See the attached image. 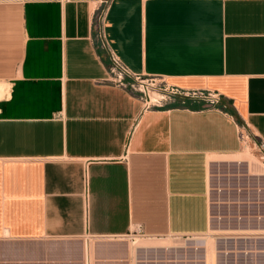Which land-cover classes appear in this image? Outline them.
Returning a JSON list of instances; mask_svg holds the SVG:
<instances>
[{
    "label": "crops",
    "instance_id": "obj_1",
    "mask_svg": "<svg viewBox=\"0 0 264 264\" xmlns=\"http://www.w3.org/2000/svg\"><path fill=\"white\" fill-rule=\"evenodd\" d=\"M95 11L0 0V264H85L84 252L133 264L118 242L130 233L206 235L241 129L264 144V0H114L103 22ZM113 56L220 102L178 95L146 109L108 82ZM84 236L108 242L84 250Z\"/></svg>",
    "mask_w": 264,
    "mask_h": 264
},
{
    "label": "rangeland",
    "instance_id": "obj_2",
    "mask_svg": "<svg viewBox=\"0 0 264 264\" xmlns=\"http://www.w3.org/2000/svg\"><path fill=\"white\" fill-rule=\"evenodd\" d=\"M141 81L150 88H159L167 83L163 78L151 76H141ZM244 141L243 147L246 146V149L243 148L242 153L233 158L237 161L233 163L235 166L224 168L219 174L218 183L213 187L216 194L212 198L210 231L202 236L163 239H151L130 233L118 242L126 245L133 264H155L153 260L157 259L163 261L161 264H177V259L179 264H182L181 260H188L187 264H204L200 262L204 258L209 260L207 264H264V231L253 232L257 227L264 229V146L254 139H248L247 145H244ZM248 189L250 194L254 192L255 215L250 220L254 221L256 227L243 230L246 228H238L237 223H247V220L237 218L238 208L243 206V199L247 198L244 194ZM105 239L84 236L80 240L85 250L86 246H97L107 240Z\"/></svg>",
    "mask_w": 264,
    "mask_h": 264
},
{
    "label": "built area",
    "instance_id": "obj_3",
    "mask_svg": "<svg viewBox=\"0 0 264 264\" xmlns=\"http://www.w3.org/2000/svg\"><path fill=\"white\" fill-rule=\"evenodd\" d=\"M64 1H79V0H64ZM93 4H95V16L97 20L102 21L105 18L106 13L108 12L110 5L114 0H89ZM104 37V35H103ZM164 79V78H163ZM164 81V80H163ZM108 82L115 84L116 86L124 89L130 90L133 93H138L141 95V99L144 102L146 109L152 107H162L165 102L172 100L173 97L182 95L187 97H193L197 99H201L204 101L209 107H215L220 102V94L213 92V91H182L177 87L169 86L168 83H165L162 87H154L146 85L144 81H141L140 75L133 74L129 68H127L117 57L113 56V65L110 69V76ZM165 82V81H164ZM154 94L156 97L153 98ZM245 136L249 139V134H245V130L241 129V140L245 139ZM264 146V144H263ZM86 191L84 195V201L86 209L88 210L90 204V197H89V188H88V177L86 180ZM144 237V236H142ZM93 238V237H91ZM85 256V264L86 262ZM155 264L163 263L162 260H153ZM174 261V260H172ZM182 264H187L188 260H181ZM138 262H147V260H138ZM171 262V261H170ZM179 260L177 259V264ZM204 264H207L206 259L200 261Z\"/></svg>",
    "mask_w": 264,
    "mask_h": 264
},
{
    "label": "bare ground",
    "instance_id": "obj_4",
    "mask_svg": "<svg viewBox=\"0 0 264 264\" xmlns=\"http://www.w3.org/2000/svg\"><path fill=\"white\" fill-rule=\"evenodd\" d=\"M153 98H154V96H153ZM245 140V141H244ZM243 141H244V145L246 144H248V138H247V136H245V139H244ZM248 141V142H247ZM246 146H244L243 148L244 149H246L245 148ZM248 149V148H247ZM244 151H246V150H244ZM242 186V185H241ZM238 202V201H237ZM259 224V223H258ZM261 226V225H260ZM242 229V228H241ZM241 232H243L242 230H240ZM251 232H252V230H250ZM264 231V229H263V227H257V230H254L253 232H263ZM233 233H234V231H232ZM236 232V231H235ZM239 232V231H238ZM244 232H249V231H244ZM150 248V247H149ZM155 248V247H154ZM208 252V251H207ZM148 256V255H147ZM150 256V255H149ZM145 258V257H144ZM208 258H209V255L207 254V260H208ZM143 259V258H142ZM209 261V260H208ZM207 261V262H208ZM138 263V262H137ZM87 264H92V260H91V257L89 256V258H88V260H87Z\"/></svg>",
    "mask_w": 264,
    "mask_h": 264
}]
</instances>
